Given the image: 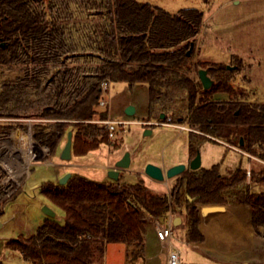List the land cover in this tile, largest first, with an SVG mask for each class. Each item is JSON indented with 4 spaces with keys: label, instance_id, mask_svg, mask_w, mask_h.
Instances as JSON below:
<instances>
[{
    "label": "trees",
    "instance_id": "obj_1",
    "mask_svg": "<svg viewBox=\"0 0 264 264\" xmlns=\"http://www.w3.org/2000/svg\"><path fill=\"white\" fill-rule=\"evenodd\" d=\"M43 1L0 0V118L45 120L34 124L33 138L47 146L51 156L73 130L74 152L86 153L110 143L109 130L100 122L108 119L107 110L100 107L103 83H142L149 91L145 121L171 118L190 127L191 159L199 153L201 141L225 142L255 159L250 157L249 167H238L230 175L221 173L219 163L188 168L177 177L171 201L168 192L152 190L137 172L125 171L118 180L97 181L72 173L66 184L43 182L42 193L64 210L65 223L49 217L35 234L10 239L7 247L32 264H104L110 243H123L132 255L143 256L148 218H160L171 207L186 212L188 240L204 241L200 229L204 205H249L254 231L264 237V102L250 101L245 91L234 90L233 70L226 64L193 60L204 12L190 7L172 13L139 0H92L96 19L92 50L98 62L66 92L67 76L59 71L64 60L49 44L64 29L50 27ZM51 66L58 68L57 73L42 79ZM200 66L213 80L210 89L199 78ZM17 70L32 75L31 82L28 77L18 80L13 75ZM218 92L229 93L230 99H213ZM15 127L12 121L0 123V139ZM14 137L31 163L36 147L32 137L19 131ZM8 152L16 153L13 145ZM3 179L2 174L0 217L22 190L14 183L3 189Z\"/></svg>",
    "mask_w": 264,
    "mask_h": 264
},
{
    "label": "rangeland",
    "instance_id": "obj_2",
    "mask_svg": "<svg viewBox=\"0 0 264 264\" xmlns=\"http://www.w3.org/2000/svg\"><path fill=\"white\" fill-rule=\"evenodd\" d=\"M154 6L162 7L169 12L177 13L183 8L195 7L204 12V23L198 34L193 49V60L196 63L211 62L226 64L233 70L235 81L230 86L237 91H245L247 99L253 102H264V0H139ZM43 9L47 18L51 19L50 27L64 29L62 35L49 44L60 52L64 63L60 65V75L66 74V92L71 91L75 84L86 74H91L98 60L92 50V35H94V7L92 0H44ZM56 23V24H54ZM62 40V41H61ZM52 63V62H51ZM50 63V64H51ZM31 72L33 64L27 65ZM26 66V67H27ZM199 68H203L200 66ZM17 70L13 75L21 80L32 75ZM58 68L52 67L42 74L47 79ZM197 74V73H196ZM103 99L108 118L121 121L118 124L110 143H102L94 150L86 153H76L64 161L60 153L67 141V135L61 141L56 155L51 156L49 148L42 146L45 152L32 147L37 158L27 164V154L20 147L14 133L19 131L32 137L34 124L45 121L39 118H0V123L15 122L16 127L10 136L0 139V175H4L3 189L12 183L22 186L21 192L5 206V212L0 217V261L4 264H32L26 261L21 253L7 247L6 242L20 236H30L37 232L39 226L49 216L44 212L48 206L56 212L55 219L65 223L64 210L53 203L41 191V185L46 181L59 182L67 173H78L97 181H107L109 170L126 154L131 155V164L126 172H143L149 163L166 164L178 161V164L191 162L189 152V130H181L175 125L145 121L149 114V91L146 84L138 83L130 86L125 81L111 82L103 93ZM216 100H228L230 94L218 92L213 95ZM64 101L67 99L63 98ZM134 106L136 113H126L128 106ZM151 130V133H146ZM10 142L1 146L7 139ZM36 143V142H35ZM14 144L18 145L15 147ZM16 149L11 155L10 146ZM202 166L209 168L214 164L221 165V173L230 175L238 167H249L251 158L248 154L228 143L201 141L199 143ZM253 160L255 158H252ZM125 171H122V174ZM121 174V175H122ZM145 183L156 191L168 192L172 189L177 177L158 182L147 175H142ZM174 183V184H173ZM259 187L253 186L254 190ZM179 213H182L178 211ZM184 212V211H183ZM155 220L154 218H152ZM183 225L175 226V234L185 239L189 219L183 215ZM148 237L156 234V226L148 223ZM157 235V234H156ZM181 251L182 264H264V237L259 235L246 236L241 244H232V257L237 259H220L211 251L206 254L210 258L197 261L193 252L185 244L178 242ZM240 243V242H239ZM152 258L147 262L142 256L132 255L123 243H110L107 247L104 264H166V247L157 242L148 243ZM234 257V258H235Z\"/></svg>",
    "mask_w": 264,
    "mask_h": 264
},
{
    "label": "crops",
    "instance_id": "obj_3",
    "mask_svg": "<svg viewBox=\"0 0 264 264\" xmlns=\"http://www.w3.org/2000/svg\"><path fill=\"white\" fill-rule=\"evenodd\" d=\"M233 2L239 3V0H233ZM21 134L23 136L25 133H21ZM14 146L19 148V146L16 144H14ZM178 163H179L178 161H174V162L166 163L164 165L158 163V165L163 166L164 168H169ZM137 173H141L142 175H145L144 171ZM224 206L225 209L221 211L210 212L206 215H203L201 213L200 229L204 234L205 237L204 241L196 242V241L188 240L186 236L187 230L185 231V239H182L179 236H176L175 234V236L177 237L176 242L187 245L190 248V250L193 252L192 257H194L197 261L204 260V258L205 259L210 258V256L206 254L207 251H211L212 253H214V255H216V257L220 259L223 258L227 260L231 258L234 259L235 261L237 258L235 256H234L235 258L232 257L230 246L232 244L240 245L241 242L246 238V236L251 237L256 235L251 222L252 209L249 205L231 204ZM184 214H186L185 211L182 213L177 212V216H180L181 219L180 225H183ZM148 223L155 224V220H153L150 217L147 220L146 227ZM174 233H175V229H174ZM156 234L150 237H148V234H146V248H145V253L142 256L145 262L151 260L152 258L151 249H149L150 247H148V243L157 242L161 245V247L162 246L166 247L159 240ZM167 256H168V249L165 254L166 263H167Z\"/></svg>",
    "mask_w": 264,
    "mask_h": 264
},
{
    "label": "water",
    "instance_id": "obj_4",
    "mask_svg": "<svg viewBox=\"0 0 264 264\" xmlns=\"http://www.w3.org/2000/svg\"><path fill=\"white\" fill-rule=\"evenodd\" d=\"M190 53V51H189ZM231 68V67H229ZM199 78L203 84V87L205 89H210L213 85V80L210 77L208 70L201 68L198 71ZM126 113L129 115H133L136 113V108L132 105L128 106L126 109ZM166 114L162 113L161 114V119H165ZM146 133H151V130H146ZM241 143H243V139H241ZM41 149L42 146L38 143H36ZM72 153H73V130H70L67 134V141L62 148V151L60 153V158L64 161H69L72 158ZM131 164V155L130 153H126L117 163L115 168H112L109 170V177L113 180H118L121 176L122 171H126L129 169ZM202 166V160H201V155L198 153L190 162L189 167L186 164H176L173 165L169 168H164L163 166L156 165L153 163H149L146 165L144 169V174L147 175L149 178L158 181V182H165L168 179L175 178L177 176H180L183 172H185L188 168H191L193 170L199 169ZM72 173H67L65 174L61 180L59 181L60 184H66L69 178L71 177ZM191 200H193L191 198ZM225 206L223 205H206L203 206L201 209V213L203 215H206L210 212H215V211H221L224 210ZM44 212L49 216V217H55L56 212L51 209L48 206L44 207ZM161 223H165V217L161 216L159 218ZM180 216H177L175 218V225L180 224ZM2 226V223L0 222V227Z\"/></svg>",
    "mask_w": 264,
    "mask_h": 264
},
{
    "label": "built area",
    "instance_id": "obj_5",
    "mask_svg": "<svg viewBox=\"0 0 264 264\" xmlns=\"http://www.w3.org/2000/svg\"><path fill=\"white\" fill-rule=\"evenodd\" d=\"M103 92H106L109 88V83L105 82L102 85ZM106 101L102 98L100 101V106H105ZM107 126L109 130V136H113L118 124L123 125L124 123L121 121L112 120L110 118L100 121ZM163 124L175 125L179 127L181 130H191L186 124H176L173 123L171 118H168L166 122H159ZM248 175H250V171H248ZM171 192L172 189L168 187V194L170 196L171 201ZM165 223H161L159 218L155 219V226H156V233L159 240L167 247L168 249V256H167V263L166 264H182L181 258V251L176 245L177 237L175 236L174 229H175V218L177 217V212H175L172 207L168 211L167 214L164 215Z\"/></svg>",
    "mask_w": 264,
    "mask_h": 264
},
{
    "label": "bare ground",
    "instance_id": "obj_6",
    "mask_svg": "<svg viewBox=\"0 0 264 264\" xmlns=\"http://www.w3.org/2000/svg\"><path fill=\"white\" fill-rule=\"evenodd\" d=\"M36 144V143H35ZM38 146V145H37ZM39 147V146H38ZM39 150H41L42 152H45L46 150L45 149H41L40 147H39ZM35 158H37V153L35 152L34 153V158L33 159H35ZM26 162H27V164L29 165V163H28V161L26 160Z\"/></svg>",
    "mask_w": 264,
    "mask_h": 264
}]
</instances>
